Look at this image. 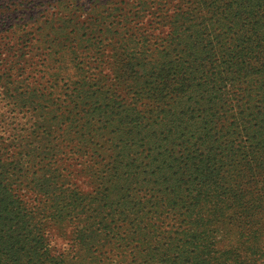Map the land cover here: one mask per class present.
<instances>
[{
  "label": "rangeland",
  "instance_id": "374dc122",
  "mask_svg": "<svg viewBox=\"0 0 264 264\" xmlns=\"http://www.w3.org/2000/svg\"><path fill=\"white\" fill-rule=\"evenodd\" d=\"M193 1L36 0L34 11L26 6L30 0L9 3L0 17V168L10 173L28 214L45 201L44 195L35 198L30 187L37 178H46L43 184L52 186L58 204L63 190L75 189L83 194L78 199L93 197L106 204L109 218L130 195L155 199L153 184L168 185L158 181L162 168L177 169L198 157L202 149L195 155L201 144L196 130L206 120L199 93L194 87L183 93L175 88L182 74L165 80L175 66L187 70V78L191 66L221 76L228 68L218 58L234 35L224 32L225 38L210 46L208 58L185 53L197 28L177 12L194 7L193 15L199 16L202 6L189 4ZM247 4L236 0L233 14ZM213 54L218 62L209 58ZM134 73L139 79L128 78ZM248 75L234 85L214 76L217 115H237L242 105L264 106L261 77ZM193 76L200 92L204 87L198 84L205 79ZM164 107L174 112L169 120L175 124L162 121ZM123 224L119 220L116 227ZM74 230L71 222L48 227L53 251L74 256Z\"/></svg>",
  "mask_w": 264,
  "mask_h": 264
},
{
  "label": "trees",
  "instance_id": "16d2710c",
  "mask_svg": "<svg viewBox=\"0 0 264 264\" xmlns=\"http://www.w3.org/2000/svg\"><path fill=\"white\" fill-rule=\"evenodd\" d=\"M19 1L25 5L28 0ZM10 2L16 0H0V17L10 9ZM194 3L202 6L199 16L193 15L194 7L192 12H177L190 17L197 28L190 35L194 43H186L185 53L209 55L212 43L216 47L225 38L224 32L234 35L218 58L228 68L221 76L219 71L210 75L191 66L187 78V70L175 66L173 76L165 80L182 74L175 88L183 93L194 87L199 93L206 120L196 130L201 144L195 155L202 149L201 153L177 169L162 168L158 181L163 179L168 185L153 184L155 199L136 200L130 195L109 218L106 204L93 197L78 199L83 194L75 189L63 190L64 200L58 204L52 186L43 184L46 178L30 184L35 198L44 195L45 201L28 214L30 209L19 199L10 173L0 168V264H264V106L253 110L242 105L237 115H217L215 89L219 88L214 78L219 75L220 81L234 85L241 72L244 78L256 73L261 77L259 93L264 96V0H248V6L236 14V0L189 2ZM29 5V11H34L38 4L30 0ZM209 58L218 62L215 54ZM194 73L205 79L198 84L204 87L200 92L194 86ZM179 103L183 104L182 99ZM161 111L167 113L160 115L163 122L175 124L169 120L175 115L171 109ZM44 213L48 214L42 217ZM72 215H76L74 220L67 219ZM119 220L124 224L116 227ZM60 222L75 223L72 240L78 250L74 256L53 251L46 229Z\"/></svg>",
  "mask_w": 264,
  "mask_h": 264
}]
</instances>
